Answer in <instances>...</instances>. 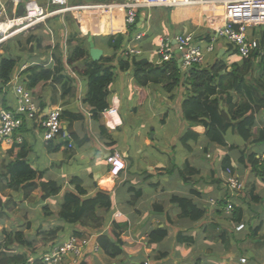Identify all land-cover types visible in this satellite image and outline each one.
<instances>
[{
  "label": "crops",
  "instance_id": "0c3cea01",
  "mask_svg": "<svg viewBox=\"0 0 264 264\" xmlns=\"http://www.w3.org/2000/svg\"><path fill=\"white\" fill-rule=\"evenodd\" d=\"M25 1L37 2L47 11L54 9L51 0ZM71 1L69 0L70 5ZM85 1L83 4L71 6L113 3L120 0ZM46 2L47 7L44 6ZM21 6H24L25 12V3L22 0H0V22L5 18L19 17ZM51 7L52 9H50ZM185 7L188 9L181 10L194 11L196 9V11H200L201 8L202 12L194 19L190 20L189 17H186L182 22L171 16L168 11H162V9H171L170 7L153 8L156 10L155 13L164 12L160 16L155 15L154 18L149 16L148 19L149 12L142 13L139 23L137 19L136 25L128 29L132 30L135 27L131 35L135 36L132 48L139 50L140 53L134 54V56L139 61H147L159 66L161 63L157 51L161 39H173L177 35L187 33L194 34L197 45L202 49L208 48L211 44L214 45V50L207 55L214 56L215 54L216 57L212 64L205 58L204 68L209 69L217 61L224 60L229 73L231 65L239 62L242 58L240 55L236 56L234 45L226 38L220 42L219 36L212 29L215 19L223 23L224 12L218 13L217 11L219 7L224 10V7L214 4ZM92 14L100 19L90 18L87 11L70 14L69 17L72 16L78 24V27L74 29L85 35H92L93 40L94 37L98 38L101 43L106 41L104 38L116 36L117 33L127 35L125 34L127 29L122 10L111 15L95 12ZM200 16L203 18L201 19ZM63 20L61 17L48 19L28 35L21 33L4 39V35L0 33V55L19 58L23 62L22 67L38 64L46 69L54 68L56 56H59L61 62H67L68 42L72 38L68 29L65 28L66 22L64 23ZM186 21L192 22L189 32L182 33L176 30ZM214 25L221 24L215 23ZM67 26L70 27L69 24ZM200 26H204V29H201ZM4 29L6 28L4 27ZM72 33L74 31L71 30ZM250 35L254 40L259 39L254 29H250ZM65 38L67 41H64ZM94 42L96 47L104 51L103 57L113 56L112 50H108L103 44L99 45L95 40ZM46 43L51 46L45 47ZM221 52L222 55L218 57ZM63 53L64 55H62ZM229 56H233L230 61L227 58ZM130 57L125 56L124 58ZM22 67L17 70L15 75L18 76L19 82L27 83L28 80L23 76ZM68 69L70 70L66 67L65 71L68 72ZM71 79L72 82L70 80L69 83L66 79L61 84L51 82L42 94H32L36 104L41 106L44 111L50 108H60L63 113L70 111L72 115H77L80 108L88 110V106L83 104V99L88 92L86 82L83 83L81 78L82 82L79 81V83H76L73 78ZM109 90L110 107L114 105L119 110L117 114L111 115L112 117L108 121L112 129L107 125V119L103 116L97 119L84 117L78 121L68 118L63 120L64 131L71 137L77 135L80 142L84 144L78 151H76L77 145L74 150H68V144L62 141H54L53 145L49 147L43 141V130L30 122L18 132L19 136L23 138V144H20L15 150L0 148V169L4 162L16 159L21 146H23L27 152L29 164L38 174L46 181H57L62 187L59 196L43 203L39 198L38 191L33 196L34 199L31 197L27 200H22V195L13 192L10 195H5L15 199L17 206L9 212V216L0 218V231L1 229L14 230L19 224H24L25 222L20 219V212L27 209L26 219L29 218L27 228L32 227L34 219H40L45 230L43 232L56 227L63 231L64 228L69 229L60 232L57 244L67 242L74 235L75 228L65 227L66 224L60 218L53 217L54 219L46 220L44 214L39 216L40 218L35 214L37 210L41 211L42 209L45 211L50 209L51 211L48 210L46 213L51 214L54 212L53 207L58 209L60 214L64 194L71 188L72 179L78 177L83 182L88 199L94 198L98 192L104 191L111 195L114 207L110 212L99 211L105 225L99 230H92L93 235L90 237L91 241L86 249L85 258L70 259L68 264H264L262 249L264 230L259 231L254 240L246 239L244 233L233 232L236 230V224L232 222L230 216L225 214L224 206L220 204L228 196V194L225 195V189L222 187L227 177L221 167V162L225 157L231 158L236 169L235 172L240 178H245L244 193L246 194L249 187L253 186V177L256 174L252 173L247 165L241 163V157L245 148L250 153L257 155L264 153V143L259 133V130L264 129V110L256 115L255 137L247 143L242 142L231 128L224 136L225 144L209 143L205 137V127H194L193 130L199 133L202 138L199 144L194 146V151L190 153L184 150L178 140L188 126L183 120L181 110L183 90H176L175 96L172 98L171 94L163 89V85L152 84L146 87L144 100H140V91L136 88L131 71L117 72L116 79L110 85ZM81 93L82 95H80ZM8 96H10V102L5 106L10 105L15 108L17 99L12 86L10 90H5L4 94L0 96V110L3 109L2 101ZM234 97V101L239 102L237 94ZM86 113L89 115L88 117H92V112ZM125 113H128L132 119L140 121L141 125L136 132L127 133L128 124L125 120ZM87 123H89V127L86 129ZM102 127L107 131L104 134L101 132ZM30 133H33L34 137H28L27 135ZM150 134L153 138H150ZM207 145H209V150H206ZM172 149H178V151L174 153ZM114 151L122 156L126 165V169L117 178H112L109 175L110 167L106 162V157ZM204 154L209 158L212 156L213 159L204 158ZM132 157L135 169L132 167ZM173 164L175 166H172ZM216 179L220 184L215 185ZM177 197L192 199L201 211H205L204 217L198 221L182 218V209L177 202H174ZM259 203H262L261 199ZM247 208L244 207L243 218L251 224L255 217L250 212L245 213L246 210H249V205ZM261 218L263 220L258 226L254 227L251 224L253 229L264 223V216ZM116 222L127 225V228L121 233V240L124 243L123 253L117 257H110L98 245V238L106 234L108 227L115 229ZM13 224L16 228L13 227ZM115 231L120 233L119 230L115 229ZM152 233L163 237V240L161 242L154 241L151 238ZM29 234V238L36 236ZM96 246H99L100 249L96 250ZM250 257L251 260H249ZM243 258L247 259V263L241 262Z\"/></svg>",
  "mask_w": 264,
  "mask_h": 264
},
{
  "label": "trees",
  "instance_id": "16d2710c",
  "mask_svg": "<svg viewBox=\"0 0 264 264\" xmlns=\"http://www.w3.org/2000/svg\"><path fill=\"white\" fill-rule=\"evenodd\" d=\"M139 14L138 23L142 14L141 11ZM65 22V28L68 29L72 38L68 42L70 55L67 57V64L87 84L88 92L83 99V104L88 106V110H81L80 108L77 115L65 111L62 115L63 120L68 118L78 121L84 117L89 119L100 117L101 113L110 107L109 87L116 79L117 72L131 71L136 88L140 91V100H144L146 97L145 89L152 84L163 85V89L171 94L172 98L175 96L176 90H183L181 110L183 120L188 126L178 140L186 152H193L194 146L198 145L202 138L199 133L193 130L196 126L205 127V137L209 143L225 144L224 136L230 128L244 143L255 137L256 115L264 110V26L260 27L261 32L258 35L260 48L252 51L248 58L233 63L229 73L225 61L220 60L209 69L196 66V69L183 77L176 58L155 66L147 61H139L136 56L124 58L117 55L119 51L126 50L131 40L132 30L135 27L130 30L129 35L104 38L106 41L103 43L108 44L113 56L110 58L102 57L99 62H94L89 51L88 38L90 35H85L81 31L77 32L74 28H77L78 24L75 20L72 21L71 16L66 15ZM71 30L74 31L73 35ZM101 38L103 39V37ZM94 39L98 38L94 37ZM50 46L49 43L45 45V47ZM235 54L239 55L237 49H235ZM54 60L56 62L54 68L46 69L41 65L32 64L23 70V76L27 78L28 82L22 81V83L32 94L40 95L49 83L61 84L65 80V63L61 62L59 56H56ZM22 66L23 62L19 58L0 55V96L4 94L5 90L12 88L15 74ZM258 69L262 74L256 77ZM235 94L239 97V102L234 101ZM86 112H92V117H88ZM88 127L89 123H87L86 129ZM101 132L104 134L107 131L102 127ZM259 133L264 143V129L259 130ZM72 138L79 148L84 145L77 135L72 136ZM53 143L54 141L49 142V147ZM17 147L19 145L16 143L11 150H15ZM5 148L8 147L5 146ZM206 150H209V145L206 146ZM114 153L116 151L112 155ZM241 163L247 165L252 173L264 176V166L259 164L256 153H250L245 148L242 151ZM1 167L0 218L9 216V212L17 206L15 199L4 195L8 190L14 194L22 195V200L31 198L32 194L38 191L42 203L59 196L62 192V187L57 181L44 180L29 164L27 152L23 146H21L15 160L4 162ZM221 167L224 171L231 169L235 172L236 170L230 157H225L222 160ZM216 184H220L217 179L215 180ZM225 192V195L228 194L226 190ZM239 197L233 199L234 210L230 218L236 225L244 223L246 229L241 233L245 234L246 239L254 240L259 231L264 230V223L253 229L249 221L246 222L243 218L244 202ZM254 200L260 201L258 197ZM174 202H177L181 207L182 218L184 219L198 221L205 215V211H201L192 199L177 197ZM220 204L225 207L226 201L224 200ZM113 207L114 202L111 195L104 191H100L96 197L88 199L82 180L75 177L71 181V188L64 194L61 205V220L65 222V227L75 228L73 236L82 241L92 237V230H99L105 225L99 211L110 212ZM114 228L120 233L112 227H108L106 234L98 238V245L110 257H117L123 253L122 246L124 243L121 240V233L127 228V225L116 222ZM65 230L56 227L50 231L39 233L33 238H27L23 232L1 230L0 264H41L39 262L41 254L48 252L56 245L58 235ZM233 232L237 233L236 230ZM151 238L156 242L163 240V237H159L155 233L151 234ZM257 241L260 242L258 239ZM18 250L23 251V253H16Z\"/></svg>",
  "mask_w": 264,
  "mask_h": 264
},
{
  "label": "built area",
  "instance_id": "2783aa9c",
  "mask_svg": "<svg viewBox=\"0 0 264 264\" xmlns=\"http://www.w3.org/2000/svg\"><path fill=\"white\" fill-rule=\"evenodd\" d=\"M22 1L25 3L26 9L24 15L11 19L5 18L0 22V33L4 35V39L21 33H28L48 19L65 18L66 15H73L78 11L105 13L113 10L119 11L120 8H123L125 10V26L129 29L136 25L139 17L138 11L143 9L214 4L224 7V15L223 23L215 19L212 29L218 36L226 38L234 45L239 55L246 59L252 51L260 48L257 40H254L250 35V29H258L264 26V0H120L110 4L101 3L81 6H71L69 0H51L54 9L50 11L45 10L37 2ZM15 10L17 11L16 7ZM215 23L221 25H214ZM213 50L214 45H209L207 52L211 53ZM126 51L122 53L123 57L140 53L137 49ZM157 53L161 64L175 58L180 60L179 68L181 71L198 65L203 66L206 56L204 49L197 45L195 35L188 33L177 35L173 39H161ZM25 68L22 67V71ZM72 76L75 77L74 74ZM12 86L17 103L13 109L0 110V147L5 149V146L10 148L16 143L23 144V138L19 136L18 132L30 122L43 130V141L46 145L51 141H62L68 144V150H74L73 138L64 131L62 110L60 108H50L44 111L41 106L36 104L32 92L19 82L18 76L14 78ZM118 111V108L113 105L103 112V116L109 120L111 119L109 116L117 114ZM257 159L259 164L264 166V153L257 155ZM106 162L111 166V176L113 177H118L119 173L125 168L122 157L118 152L106 157ZM225 173L227 176L226 182L222 187L227 191L228 196L226 197L227 200L224 199L226 201L224 212L229 216L234 210L233 199L244 192L245 185L236 172L226 169ZM245 228L244 223L237 224L235 227L237 232H243ZM90 241V239L80 241L72 236L67 242L54 245L48 252L41 254L39 262L41 264H68L70 259H83ZM95 248L96 250L100 249L99 246ZM241 262L247 263V259L243 258Z\"/></svg>",
  "mask_w": 264,
  "mask_h": 264
},
{
  "label": "rangeland",
  "instance_id": "374dc122",
  "mask_svg": "<svg viewBox=\"0 0 264 264\" xmlns=\"http://www.w3.org/2000/svg\"><path fill=\"white\" fill-rule=\"evenodd\" d=\"M86 1L85 0H72L71 1V5H76V4H83V3H85ZM44 6H46L47 7V2H46V5H44ZM156 8V7H155ZM191 8V7H190ZM50 9H52V7L50 8ZM185 10V9H188V7H185V8H177V7H174V8H171V9H162V11H165V12H167L168 11V13L171 15V16H174V18L175 19H177V20H179V21H181L182 22V20L184 19V18H186V17H189L190 18V20H192V19H194L195 17H197V15L198 14H201V12H202V9L200 8V11H196V9H194V11H182V10ZM141 11V13H148L149 12V14L147 15L148 16V19H149V16H152V18H154V16L155 15H157V16H160V15H162V14H164V12H161V11H158L157 13H155L154 11H156L155 9H151V8H149V9H143V10H140ZM139 11V12H140ZM83 12V11H82ZM119 13V11H107V12H105V14H109V15H111V14H113V13ZM218 13H223L224 12V10H223V8H221V7H219V9H218V11H217ZM89 13V16H90V18H92V19H100V17H95L93 14H92V12H88ZM180 14V16L178 17V15ZM182 14V15H181ZM69 16V15H68ZM170 16V17H171ZM72 17V16H71ZM109 18H111V17H109ZM173 18V17H172ZM171 18V19H172ZM200 18L202 19L203 17L202 16H200ZM63 19H65V18H63ZM75 19L72 17V21H74ZM188 26V27H187ZM191 26H192V22L191 21H186L185 22V24H184V22L179 26V28L178 29H176V30H178V31H180V32H184V33H187V32H189L190 30V28H191ZM201 27V29H204V26H200ZM36 29V27L34 28V29H32V30H35ZM127 29V28H126ZM32 30L30 31V32H32ZM186 31V32H185ZM254 31H255V33H256V35L258 36L259 34H260V32H261V28H259V29H254ZM30 32H28V33H26V35H28V34H30ZM131 33V31L130 30H128L127 29V32L125 33V34H127V35H129ZM119 35H124V33H117V37L119 36ZM116 36H112L113 38H115ZM135 38V36H131V40H130V42H129V46L126 48V50H130V49H133L132 48V44H133V42H134V39ZM204 39V38H203ZM218 39H220V42L222 41V39H223V37H218ZM99 45H104L108 50H110V48H108V44H106V43H101V42H99V39H94ZM224 40H225V38H224ZM64 41H67V38H65V40ZM203 41V40H202ZM203 42H205V41H203ZM210 42V41H209ZM208 42V43H209ZM207 43V42H206ZM70 44L68 45V56L70 55ZM204 49V53H205V58H206V60H207V62H209L210 64H212L213 63V61H214V59H215V54H214V56H212V54H210V55H207V54H209L208 52H207V48L205 47V48H203ZM126 50H123V51H119V53L117 54L118 56H120V57H122V53L125 51V52H127ZM62 52V51H61ZM64 52V51H63ZM124 52V53H125ZM203 53V54H204ZM62 55H64V53L62 54ZM132 56H134V55H131V57ZM237 56V55H236ZM212 57V58H211ZM233 56H229V57H227L228 58V60L230 61L231 60V58H232ZM235 57V56H234ZM198 66H200V65H198ZM70 68V70L68 69V72L67 71H64L65 72V74H66V76H65V79H66V81L69 83L70 82V80H71V82H72V79L71 78H73V80L76 82V83H79V81H80V77H78L76 74H75V72H74V69L71 67V66H68V64H67V62H65V68ZM258 72H257V74H256V77H259L262 73H261V71L258 69L257 70ZM75 75V77L74 76H72V75ZM71 77V78H70ZM115 81V80H114ZM80 82H82V81H80ZM83 83H84V80H83ZM129 84V83H128ZM79 86H80V84H79ZM128 91V90H127ZM10 92V91H9ZM80 95H82V93L80 94ZM80 95H79V97H80ZM77 97H78V95H77ZM116 102H117V100H115ZM9 102H10V96H8L4 101H2V103H3V106H2V108L3 109H7V108H13L12 106H10V105H8V107L7 106H5V105H7V104H9ZM16 103H17V101H15V106H16ZM4 106H5V108H4ZM102 114L103 113H101V116H102ZM125 120H126V122H127V124H128V127H127V133H133V132H136V130H137V128L141 125V123H140V121H138V120H134V119H132L131 118V116H129L128 115V113H125ZM109 117H111V116H109ZM108 126L110 127V125L108 124ZM110 129H112V127H110ZM262 130V129H261ZM113 131V130H112ZM153 134H154V132H152ZM151 133V134H152ZM151 134H150V138H153V136H151ZM167 134H168V129H167ZM28 137H30V136H33L34 137V134L33 133H30V134H28L27 135ZM157 139V138H156ZM170 140H171V138H170ZM78 149H79V147L76 149V151H78ZM159 151V150H158ZM163 151V150H162ZM178 151V149H172V152H174V153H176ZM170 152H171V150H170ZM73 153H74V151H73ZM203 157L204 158H206V159H213V157L212 156H210L211 158H209L206 154H204L203 155ZM205 159V160H206ZM207 161V160H206ZM132 167H133V169H135V163H134V158L132 157ZM1 165V164H0ZM202 165V164H201ZM172 166H175V164H173ZM80 168H81V166H80ZM82 169H84V167H82ZM244 179V180H243ZM241 180H242V183L244 184L245 183V178H241ZM10 193H12V191H6L5 193H4V195H10ZM36 194V192H34L33 194H32V199H34V195ZM240 197L242 198V201L244 202V204H243V206L244 207H246V209H248L247 208V206L249 205V210H246L245 211V213L247 214V212L249 213L250 212V214L252 213L253 215H254V219L251 221V224L254 226V227H256V226H258L261 222H262V220H263V218H261L262 216H264V180H263V176H260V175H258V174H256V175H254V177H253V186L251 187H249V189L247 190V192H246V194L245 193H243V194H241L240 195ZM239 197V199H241ZM259 198V199H261L262 200V203H259V201L258 202H256L254 199L255 198ZM247 203V205H245ZM26 210L27 209H25V210H23V211H21L20 212V214H21V218L20 219H22L25 223L24 224H19L18 226H17V228L15 227V224H13V227L14 228H16V229H14V230H10V229H8V231H18V232H23L25 235H26V237L28 238V234L29 233H31V235L33 236V235H38L40 232H43V231H45L44 230V227L42 226V223H41V221L42 220H40V219H34V223L32 224V227L30 228V227H28L27 228V226H28V223H27V221L29 220V218H27L26 219ZM48 210H50V209H48ZM48 210H47V212H48ZM53 210H54V212H51V214L49 213V214H47L46 213V211L44 210V209H42L41 211H39V210H37V212H36V214H35V216H38V218H40L39 216H42V214H44V217L46 218V220H50V219H52L53 217H55V218H60L61 219V211H60V214H59V210L58 209H56L55 207H53ZM51 211V210H50ZM53 213V214H52ZM57 214V215H56ZM259 214H261V215H259ZM249 215V214H248ZM259 215V216H258ZM35 216H34V218H35ZM230 216V215H229ZM54 219V218H53ZM62 222H64L63 220H61ZM65 223V222H64ZM1 227H4V226H1ZM19 228V229H18ZM72 228V227H71ZM2 230V229H1ZM30 235V234H29ZM262 249H263V255H264V244L262 245ZM21 252H23V251H19L18 250V252H16V253H21ZM249 260H251V257L249 258Z\"/></svg>",
  "mask_w": 264,
  "mask_h": 264
},
{
  "label": "water",
  "instance_id": "95a60500",
  "mask_svg": "<svg viewBox=\"0 0 264 264\" xmlns=\"http://www.w3.org/2000/svg\"><path fill=\"white\" fill-rule=\"evenodd\" d=\"M23 12H24V6H21L20 9H19V16H22L23 15ZM88 42H89V51H90V57L91 59L94 61V62H99L102 57L104 56V51L98 47H96V44L93 40V36H89L88 38ZM257 44L259 46L260 44V41L259 39H257ZM178 52V51H177ZM222 55V52L218 55L221 56ZM180 62V61H179ZM194 69L196 68H188L187 70H183L182 71V76L185 77L186 75H188L191 71H193Z\"/></svg>",
  "mask_w": 264,
  "mask_h": 264
},
{
  "label": "clouds",
  "instance_id": "9594fccd",
  "mask_svg": "<svg viewBox=\"0 0 264 264\" xmlns=\"http://www.w3.org/2000/svg\"><path fill=\"white\" fill-rule=\"evenodd\" d=\"M107 4H110V3H107ZM152 9V8H151ZM68 15H70V14H68ZM138 15H140L139 14V11H138ZM63 22H64V20H63ZM242 58V57H241ZM243 59V58H242ZM178 61V65H179V61L180 60H177ZM196 67V66H195ZM195 67H193V68H195ZM204 67V66H203ZM62 115H63V112H62ZM102 116H103V114H102ZM104 117V116H103ZM105 118V117H104ZM111 118V117H110ZM105 119H107V118H105ZM109 120L107 119V125L109 124V122H108ZM111 127V126H110ZM73 142H74V145H75V147H76V144H75V141L73 140ZM19 145V144H18ZM10 148H12V147H10ZM122 157V156H121ZM122 161H123V163H124V160H123V158H122ZM125 164V163H124ZM109 166V165H108ZM110 168H109V175L111 176V166H109ZM126 169V165H125V168L122 170V171H124ZM121 171V172H122ZM120 172V173H121ZM120 173H119V175H120ZM119 175H118V177H119ZM112 178H117V177H113V176H111ZM103 183V182H102Z\"/></svg>",
  "mask_w": 264,
  "mask_h": 264
},
{
  "label": "bare ground",
  "instance_id": "6f19581e",
  "mask_svg": "<svg viewBox=\"0 0 264 264\" xmlns=\"http://www.w3.org/2000/svg\"><path fill=\"white\" fill-rule=\"evenodd\" d=\"M120 10H122L123 12L125 11L123 8H120ZM124 17H125V13H124Z\"/></svg>",
  "mask_w": 264,
  "mask_h": 264
}]
</instances>
